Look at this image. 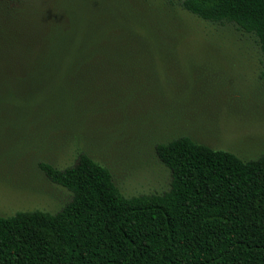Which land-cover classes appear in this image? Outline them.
<instances>
[{
    "label": "rangeland",
    "instance_id": "obj_1",
    "mask_svg": "<svg viewBox=\"0 0 264 264\" xmlns=\"http://www.w3.org/2000/svg\"><path fill=\"white\" fill-rule=\"evenodd\" d=\"M2 3L0 13L15 14L12 31L34 47L70 19L88 45L117 44L109 28L160 39L146 38L131 58L99 57L110 71L95 72L94 83L113 81L107 87L127 95L117 105H0V215L61 209L72 193L39 163L64 168L80 151L108 167L125 196L170 188L155 148L181 135L244 160L264 153L263 55L253 34L204 20L177 0Z\"/></svg>",
    "mask_w": 264,
    "mask_h": 264
},
{
    "label": "trees",
    "instance_id": "obj_2",
    "mask_svg": "<svg viewBox=\"0 0 264 264\" xmlns=\"http://www.w3.org/2000/svg\"><path fill=\"white\" fill-rule=\"evenodd\" d=\"M177 3L253 34L264 75V0ZM7 12L0 13V105H117L111 103L127 95L107 87L113 81L94 83L95 72H102L99 57L131 58L146 38L160 39L156 31L150 38L149 31L108 27L117 44L88 45L70 19L34 47L12 31L15 14ZM155 149L170 170V188L133 196L84 151L64 168L41 161L48 179L71 191V199L56 212L0 215V264H264V153L244 160L187 135Z\"/></svg>",
    "mask_w": 264,
    "mask_h": 264
}]
</instances>
